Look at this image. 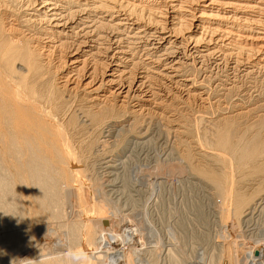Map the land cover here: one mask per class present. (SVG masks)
Instances as JSON below:
<instances>
[{"label": "bare ground", "instance_id": "1", "mask_svg": "<svg viewBox=\"0 0 264 264\" xmlns=\"http://www.w3.org/2000/svg\"><path fill=\"white\" fill-rule=\"evenodd\" d=\"M259 80L264 0H0V264H67L75 246L91 264H157L89 177V138L80 139L92 130L141 138L147 123L175 135L188 155L195 144V154L215 157L214 167L203 159L190 166L192 152L183 162L222 205L223 248L211 264L244 262L240 227L264 202V108L260 131L248 134L253 117L243 135L240 119L255 112L253 103L233 110L227 101L233 115L207 111L214 84L229 96ZM196 103L208 120L185 114ZM217 146L234 153L238 178ZM171 264L186 261L172 256Z\"/></svg>", "mask_w": 264, "mask_h": 264}, {"label": "rangeland", "instance_id": "2", "mask_svg": "<svg viewBox=\"0 0 264 264\" xmlns=\"http://www.w3.org/2000/svg\"><path fill=\"white\" fill-rule=\"evenodd\" d=\"M262 83L261 80L255 83L246 82V85L244 87H247L246 92H241V90L235 91L234 93L237 92V94H239L236 96V94L230 93V97L227 95H222V90L219 87H214V84L212 86L213 89L212 87L210 88V94H213L211 100L212 102H214V106L216 108L213 107L211 110H214L216 115H214V111L210 112L211 110H208L207 112L209 113V116L212 114L211 117H217V113H221L223 111L224 113L226 111V113L228 114L232 111V105H234L233 110L236 109L235 107L236 105H238L236 103H240L239 105L243 107H256V113L253 112L248 117L240 119L242 120L240 122H243L242 124L244 126H241L240 124L239 125L243 127L240 128L242 129L243 135V131L246 128V130L248 131V129L250 128L247 127L249 124L253 122L251 124V127L254 126V121L252 120L255 119V125H257L250 128L248 134L257 132V126H259L260 128L261 124L257 123V120L259 119L257 117H260V113L262 112V115L264 117V111L260 110L264 108V106L261 107L260 105L264 103L260 102L261 100L264 101V82L262 81ZM254 84H256L257 86ZM253 85L256 89L255 92ZM214 88H216L217 91L219 89V91L217 92ZM257 91H259L260 93H257ZM219 92L221 93V95L218 94ZM216 93L219 96H215ZM241 95H243L244 97ZM219 98L221 105H219L218 102ZM227 98H229V100ZM227 101H230L232 105ZM226 103L227 105L230 104L229 107H227V110L225 108L227 106ZM250 103H253L254 107ZM197 105L199 106V108ZM217 106L219 107L217 108ZM189 107L190 105L185 108V114L190 117L192 116L191 119L193 120L196 117L197 119L198 117L200 118V113L204 112V110L200 108L199 103L191 104V109ZM219 108L222 109V111L218 110ZM230 108L231 111L229 110ZM200 109L203 112H201ZM199 111L200 113L198 115H195V113L197 114ZM207 112H205V114L203 113V115L205 116V119L208 120V118L210 117L208 116ZM233 113L234 111H232L228 115H233ZM206 115L208 117H206ZM204 121L201 126L204 127V125L206 124L205 127H207V122ZM236 122L240 123L239 121ZM263 124L264 123H262L261 125L264 126ZM154 125L155 124L149 125V123L144 125L147 129L146 132H144L145 127L141 126L140 128L142 129L143 127L144 129V131H142L144 132V135L141 134V138L134 139L132 137L133 134L128 137V133L124 132L125 134H127L124 136V134L122 135L123 132H120V134L117 131H115V133H111V135L107 132L101 134L100 132H94L93 130L92 136L91 132L82 134L80 139L85 138L82 137L83 135L89 138L87 139L86 137L87 140H84L85 144L80 143V145H85L87 150L85 149V147L84 149L86 151H88L89 149L88 152L84 151L86 153L85 157L88 156L89 158L88 159L86 157V159L83 160L87 163V165L84 164V167H87L86 170L88 174L91 173L89 174V177L94 176L92 179H94L96 186L98 185L103 188L106 195L110 199L111 205L113 207H117L121 211L122 215H124L125 218L122 220V223L127 224V230L137 241V245L140 247L144 258H146L147 261L157 259V264H171L172 256H175L181 258V260H183L184 258L186 264H211L212 260L215 258L218 259L222 253L221 247L223 239V229L221 228L222 225L219 219L220 214L218 212V207L220 209L222 205L220 201H218L219 198H215L214 189L209 188L210 183L207 182L208 185H206L207 183H204V179L202 181V178L200 179L199 177H195L196 175H194V172L189 168L192 163L195 165L198 163L204 164L202 163L203 157L201 156V154L197 155V153L199 152V150H197V145L193 144L194 148H192L193 150L191 149L192 155L194 157L191 155L190 151H188L190 152L188 155L186 150L187 148L181 143L177 144V137H175V135L173 138V135L170 136V133H166L165 128H162V126L160 128L158 125ZM162 129L164 132L162 131ZM261 129L263 130L264 127H261L260 130ZM262 130L260 132L264 134V130L263 132ZM247 131L245 133H247ZM93 132L95 133V135ZM145 134L147 136H145ZM88 135H90L91 137H89ZM123 137L130 139L132 137V139H129V141L126 143ZM91 139H93L92 141L94 143L90 141ZM104 140H107V144L102 142ZM87 141H90V143L92 145L94 144L95 147L93 146V148H89L91 144L88 142L87 144H90V146H88L86 144ZM174 143L177 144L180 151L175 150L176 145ZM209 144L206 145L209 146ZM242 144L239 143L238 145L240 147H244V143ZM210 148H212V150ZM210 148L208 149L214 152V146H211ZM218 148V146L217 148L215 147V151H217L216 149ZM90 149H92V153ZM224 150L225 149L221 151V149H218L217 152L220 151L222 154L220 152L219 153L223 156V153L225 152ZM176 151H178L179 153H176ZM195 152L197 153L195 154ZM232 153L230 150H226L224 154L225 156H228L229 154V157H226L233 162H230L229 169L233 168V170L230 171L234 173L235 176L237 175L238 178L240 174L238 170V164L235 163L234 160H231L234 155V153L233 155ZM180 154L181 156H183L182 158ZM179 157L181 160L179 159ZM190 157L192 158V161L188 160V162L190 163L189 166L188 162L187 164H185L184 162H186L187 159H190ZM195 158L197 160H195ZM206 158L207 157H204L203 162H205V160L206 162H211L210 164L214 167L215 157L213 156L214 159H212V156H210L211 161L210 159L207 161L208 158ZM213 160L214 162H212ZM105 161H107L106 163L108 165H105ZM231 163L234 166L231 165ZM109 164L111 165V167H109ZM105 166H108L107 169ZM215 167L217 168V164ZM235 172L237 174H235ZM92 179L91 181H93ZM99 180L102 182H100ZM252 181L256 182L255 180ZM94 182L92 183L94 184ZM211 193L213 194V196ZM262 193H264L263 190ZM256 198L257 197H255V199ZM252 216H250L246 224L243 223L240 227V233H243L242 237L239 238L240 240L238 239L237 243L234 242L236 244H239L238 250L241 255L243 254L242 256L244 257H242L243 259L241 260L244 262H240V264H245V262L246 264H264V202L261 204V207H259V209H257L252 214ZM0 233H3L2 228H0ZM234 237L236 238V236ZM235 238L231 239V242L234 241ZM155 255L158 258H156Z\"/></svg>", "mask_w": 264, "mask_h": 264}, {"label": "clouds", "instance_id": "3", "mask_svg": "<svg viewBox=\"0 0 264 264\" xmlns=\"http://www.w3.org/2000/svg\"><path fill=\"white\" fill-rule=\"evenodd\" d=\"M65 256L67 264H91L89 253L79 246L69 248Z\"/></svg>", "mask_w": 264, "mask_h": 264}]
</instances>
